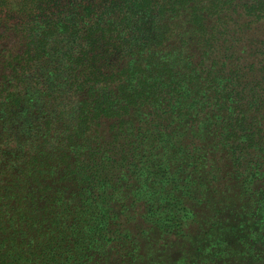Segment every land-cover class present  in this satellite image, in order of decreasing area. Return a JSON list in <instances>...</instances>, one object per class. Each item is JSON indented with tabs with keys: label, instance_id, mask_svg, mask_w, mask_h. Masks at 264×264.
Here are the masks:
<instances>
[{
	"label": "trees",
	"instance_id": "trees-1",
	"mask_svg": "<svg viewBox=\"0 0 264 264\" xmlns=\"http://www.w3.org/2000/svg\"><path fill=\"white\" fill-rule=\"evenodd\" d=\"M0 13V264H264V0Z\"/></svg>",
	"mask_w": 264,
	"mask_h": 264
},
{
	"label": "rangeland",
	"instance_id": "rangeland-1",
	"mask_svg": "<svg viewBox=\"0 0 264 264\" xmlns=\"http://www.w3.org/2000/svg\"><path fill=\"white\" fill-rule=\"evenodd\" d=\"M6 13H0V18H4ZM14 23V19H9ZM16 22V21H15ZM3 21H0V81L7 79L11 73L8 59V53L11 55L20 54L23 50L21 38L11 29L3 27ZM20 37H23L22 35Z\"/></svg>",
	"mask_w": 264,
	"mask_h": 264
}]
</instances>
